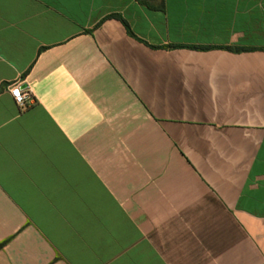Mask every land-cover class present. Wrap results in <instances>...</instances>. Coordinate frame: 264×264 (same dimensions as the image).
<instances>
[{
  "label": "crops",
  "instance_id": "0c3cea01",
  "mask_svg": "<svg viewBox=\"0 0 264 264\" xmlns=\"http://www.w3.org/2000/svg\"><path fill=\"white\" fill-rule=\"evenodd\" d=\"M0 264H264V0H0Z\"/></svg>",
  "mask_w": 264,
  "mask_h": 264
},
{
  "label": "built area",
  "instance_id": "2783aa9c",
  "mask_svg": "<svg viewBox=\"0 0 264 264\" xmlns=\"http://www.w3.org/2000/svg\"><path fill=\"white\" fill-rule=\"evenodd\" d=\"M8 92L19 108L27 107L28 101H31L30 92L27 89H21V84H11L7 86Z\"/></svg>",
  "mask_w": 264,
  "mask_h": 264
},
{
  "label": "trees",
  "instance_id": "16d2710c",
  "mask_svg": "<svg viewBox=\"0 0 264 264\" xmlns=\"http://www.w3.org/2000/svg\"><path fill=\"white\" fill-rule=\"evenodd\" d=\"M139 1V0H137ZM106 18L110 19V18H114V19H119L126 27H127V24L125 23L124 20H122L119 16L117 15H110V16H107ZM128 28V27H127ZM128 33L131 35V33L128 31ZM226 49H230V48H226Z\"/></svg>",
  "mask_w": 264,
  "mask_h": 264
},
{
  "label": "water",
  "instance_id": "95a60500",
  "mask_svg": "<svg viewBox=\"0 0 264 264\" xmlns=\"http://www.w3.org/2000/svg\"><path fill=\"white\" fill-rule=\"evenodd\" d=\"M25 88H26V86H24V85H23V86H21V89H25Z\"/></svg>",
  "mask_w": 264,
  "mask_h": 264
}]
</instances>
